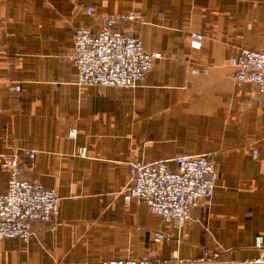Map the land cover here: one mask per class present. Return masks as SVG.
<instances>
[{
	"label": "crops",
	"instance_id": "0c3cea01",
	"mask_svg": "<svg viewBox=\"0 0 264 264\" xmlns=\"http://www.w3.org/2000/svg\"><path fill=\"white\" fill-rule=\"evenodd\" d=\"M129 13L139 20L115 29L160 58L135 88L78 87L69 60L75 30L96 33L100 19ZM195 33L204 37L199 50L188 43ZM242 49L264 51V0H0V155L18 156L20 178L59 197L52 223H32L27 241L0 242V264H100L149 253L151 264H196L189 261L205 250L235 264L256 258L264 94L232 79L229 59ZM199 155L218 180L182 230L140 200L125 202L130 163L168 161L175 171L172 160ZM7 181L0 169V196Z\"/></svg>",
	"mask_w": 264,
	"mask_h": 264
},
{
	"label": "built area",
	"instance_id": "2783aa9c",
	"mask_svg": "<svg viewBox=\"0 0 264 264\" xmlns=\"http://www.w3.org/2000/svg\"><path fill=\"white\" fill-rule=\"evenodd\" d=\"M92 13L91 8L86 9ZM139 15L129 13L102 18L98 31L76 29L73 49L69 60L76 68L78 87L135 88L139 81L151 70L159 54H151L143 49L138 37L115 29L121 22L135 23ZM203 35L195 33L189 38V47L199 50L203 45ZM234 72L232 79L255 86L264 94V51L242 49L229 59ZM19 92V85L11 86ZM68 137L75 139L76 131ZM256 155V151L252 152ZM80 157L85 158V148L79 149ZM34 153L27 158L33 159ZM176 169L168 168V161L129 164V183L124 200H140L146 208L165 224L182 230L190 220L191 211L201 203L212 199L218 171L207 156H180L172 160ZM21 161L18 156L0 155V169L8 175L6 192L0 196V242L5 239L27 241L32 231V223H52L58 215L59 197L52 190H45L33 182L20 178ZM155 239L168 240L161 233ZM254 248L258 256L249 264H264V239L257 236ZM153 253L145 259H115L100 264H151ZM181 263L183 261H180ZM190 263L196 264H235L220 259L218 253L205 250L201 257ZM83 264V263H77Z\"/></svg>",
	"mask_w": 264,
	"mask_h": 264
}]
</instances>
